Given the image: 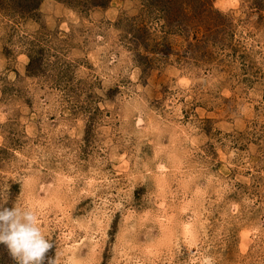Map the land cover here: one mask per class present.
I'll return each mask as SVG.
<instances>
[{
    "label": "rangeland",
    "instance_id": "obj_1",
    "mask_svg": "<svg viewBox=\"0 0 264 264\" xmlns=\"http://www.w3.org/2000/svg\"><path fill=\"white\" fill-rule=\"evenodd\" d=\"M0 197L55 264H264V0H0Z\"/></svg>",
    "mask_w": 264,
    "mask_h": 264
},
{
    "label": "clouds",
    "instance_id": "obj_2",
    "mask_svg": "<svg viewBox=\"0 0 264 264\" xmlns=\"http://www.w3.org/2000/svg\"><path fill=\"white\" fill-rule=\"evenodd\" d=\"M8 199L0 197V245L15 264H55L48 253L54 243L43 231L41 217L28 206H6Z\"/></svg>",
    "mask_w": 264,
    "mask_h": 264
},
{
    "label": "trees",
    "instance_id": "obj_3",
    "mask_svg": "<svg viewBox=\"0 0 264 264\" xmlns=\"http://www.w3.org/2000/svg\"><path fill=\"white\" fill-rule=\"evenodd\" d=\"M100 3L102 5L106 4V0H95V4Z\"/></svg>",
    "mask_w": 264,
    "mask_h": 264
}]
</instances>
